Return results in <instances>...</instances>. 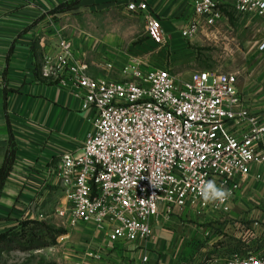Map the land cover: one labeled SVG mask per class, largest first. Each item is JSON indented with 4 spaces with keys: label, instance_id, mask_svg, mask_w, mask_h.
<instances>
[{
    "label": "built area",
    "instance_id": "1",
    "mask_svg": "<svg viewBox=\"0 0 264 264\" xmlns=\"http://www.w3.org/2000/svg\"><path fill=\"white\" fill-rule=\"evenodd\" d=\"M191 3L194 18L180 33L185 40L197 33L203 18L208 25L218 21L222 6L264 18V0ZM126 10L144 17L151 45L121 69L123 82L90 78L87 67L72 60L65 39L59 42L62 54L42 77L57 79L58 71L67 72L81 93L82 109L95 114L81 152L60 156L57 179L67 206L57 216L70 228L94 224L109 246L142 245L145 264L157 222L176 215L230 213L242 184L253 176L252 167L264 166V120L242 109L236 75L195 72L183 81L166 62L148 68L154 52L166 46L160 22L144 2L131 1ZM238 127H243L240 135L233 132ZM253 178L261 180L260 175ZM207 180H215L231 197L222 204L204 201L200 189ZM92 245L83 256L99 261L103 248ZM223 264H264V238Z\"/></svg>",
    "mask_w": 264,
    "mask_h": 264
},
{
    "label": "crops",
    "instance_id": "2",
    "mask_svg": "<svg viewBox=\"0 0 264 264\" xmlns=\"http://www.w3.org/2000/svg\"><path fill=\"white\" fill-rule=\"evenodd\" d=\"M131 1L144 2L160 22L165 49L180 42V33L194 18L191 0H0V167L10 140L15 152L0 192V234L22 220L52 218L65 224L57 216L67 206L57 179L58 162L64 153L81 152L95 114L82 109L81 93L68 81L67 72L58 71L57 79L43 78L42 73L55 65L62 54L59 42L65 39L72 60L84 64L90 78L123 82L121 69L151 45L146 41L144 17L126 10ZM75 2L70 11L52 14L59 6ZM219 8L218 21L208 25L203 18L197 33L185 41L192 50L223 49L227 57L223 63L182 64L176 53L168 59L156 51L147 67L166 62L171 74L183 81L195 72L236 75L242 109L264 120V48L260 49L264 18L239 14L229 5ZM242 128L233 132L240 135ZM251 174L261 180L256 182L252 176L242 184L236 204L245 216H234L228 223L235 233L237 228L250 231V247L264 238V166L252 167ZM91 226L96 229L92 223L85 225ZM88 241L94 244L86 238L83 253ZM157 244L148 243L150 254L160 252ZM106 246L115 255L103 254L100 262L92 264H142V245ZM150 254L145 264H150Z\"/></svg>",
    "mask_w": 264,
    "mask_h": 264
},
{
    "label": "rangeland",
    "instance_id": "3",
    "mask_svg": "<svg viewBox=\"0 0 264 264\" xmlns=\"http://www.w3.org/2000/svg\"><path fill=\"white\" fill-rule=\"evenodd\" d=\"M142 39L144 37L136 41L140 42ZM179 39L178 44L174 46L175 43H172V48L164 49L161 55L169 59L172 53H176L175 55L178 56L182 64L188 63L199 66H205L203 62L223 63L227 59L223 49L205 50L198 48L193 49L196 51L194 52L191 48H187L185 39L182 37H179ZM130 45H133V43ZM179 216H173L167 221L156 223L150 242L158 243L160 252L157 253L152 250L153 252L149 253L150 264H223L229 260L228 254L224 253L223 248L226 245H233L235 239L236 242L240 240L244 245H248L246 246L248 248L245 249L251 248V241L245 228L242 230L237 228L235 233L233 229L228 227V223L235 220L234 216L238 219L245 216L242 210L237 207V204L232 206L230 213L227 215L208 216L206 218ZM242 221H245V219L243 218ZM44 223L51 230V233H58L55 235L54 244H51L49 236H46L41 242L46 243V246L32 251L19 248L13 251H5L4 248H0V264L98 263L102 258L97 262L83 257L85 239L89 237L92 238L95 246L103 248L102 257L103 254L106 258L114 254L111 247L106 246L107 242H105L103 234H100L92 226L88 228L85 226L70 228L66 223L64 224L59 220L56 222L52 218ZM236 225L239 227V224L236 223ZM97 240L100 244L96 242ZM90 241L86 244H92Z\"/></svg>",
    "mask_w": 264,
    "mask_h": 264
},
{
    "label": "trees",
    "instance_id": "4",
    "mask_svg": "<svg viewBox=\"0 0 264 264\" xmlns=\"http://www.w3.org/2000/svg\"><path fill=\"white\" fill-rule=\"evenodd\" d=\"M75 3L61 5L56 8L52 14H63L72 9ZM15 152L11 146V140L9 148L6 153V157L3 165L0 167V192L4 181L9 174L12 164L14 162ZM58 233L53 232L47 227L46 223L35 220L19 221L15 227L0 234V248H4L5 251H13L17 248L22 250L32 251L35 249L46 246V243H41L42 240L49 236L51 244H54L55 235ZM42 244V245H40ZM240 240H237L233 245H226L223 248L225 254H228L229 259L234 255L245 254L249 249ZM221 248V249H222ZM208 264V263H205Z\"/></svg>",
    "mask_w": 264,
    "mask_h": 264
},
{
    "label": "clouds",
    "instance_id": "5",
    "mask_svg": "<svg viewBox=\"0 0 264 264\" xmlns=\"http://www.w3.org/2000/svg\"><path fill=\"white\" fill-rule=\"evenodd\" d=\"M201 196L206 202L224 203L231 197V192L222 185H218L215 180H207L203 183Z\"/></svg>",
    "mask_w": 264,
    "mask_h": 264
}]
</instances>
